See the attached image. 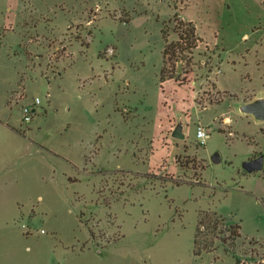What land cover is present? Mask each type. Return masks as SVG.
Returning <instances> with one entry per match:
<instances>
[{
    "label": "rangeland",
    "instance_id": "rangeland-1",
    "mask_svg": "<svg viewBox=\"0 0 264 264\" xmlns=\"http://www.w3.org/2000/svg\"><path fill=\"white\" fill-rule=\"evenodd\" d=\"M262 91L263 0H0V264L264 263Z\"/></svg>",
    "mask_w": 264,
    "mask_h": 264
},
{
    "label": "trees",
    "instance_id": "trees-1",
    "mask_svg": "<svg viewBox=\"0 0 264 264\" xmlns=\"http://www.w3.org/2000/svg\"><path fill=\"white\" fill-rule=\"evenodd\" d=\"M180 31L178 32V39L176 41H168L164 39V45L162 48L163 55V66L160 71V80L163 81L169 77H175V68L168 69L167 65L171 64L172 61L186 60L190 61L192 50L198 46V42L201 37L196 32V26L192 23L191 20L183 22L182 20L178 21ZM184 27V28H183ZM221 101V100H220ZM202 218L199 221L202 222ZM201 224V223H200ZM201 227H198V229ZM232 234L240 236V233L236 229H232ZM194 245H196V236L194 239ZM235 264H243L240 262L239 258H236ZM264 264V263H261Z\"/></svg>",
    "mask_w": 264,
    "mask_h": 264
},
{
    "label": "water",
    "instance_id": "water-1",
    "mask_svg": "<svg viewBox=\"0 0 264 264\" xmlns=\"http://www.w3.org/2000/svg\"><path fill=\"white\" fill-rule=\"evenodd\" d=\"M238 110L242 114L252 115L253 118L258 121L264 120V91L254 95L247 101L239 102ZM171 135L178 139H184L186 137L183 120L180 119L176 122L171 131ZM212 160L214 162H218L220 160L219 154L217 152L212 156ZM242 166L248 172L261 169L263 167V155L259 154L255 157L244 160Z\"/></svg>",
    "mask_w": 264,
    "mask_h": 264
},
{
    "label": "built area",
    "instance_id": "built-area-1",
    "mask_svg": "<svg viewBox=\"0 0 264 264\" xmlns=\"http://www.w3.org/2000/svg\"><path fill=\"white\" fill-rule=\"evenodd\" d=\"M40 103V98L36 96L31 104H26L21 106V117L22 120L28 122L32 119L35 109ZM210 132L206 127L197 125L196 136L198 137L201 143H204V140L209 136Z\"/></svg>",
    "mask_w": 264,
    "mask_h": 264
}]
</instances>
